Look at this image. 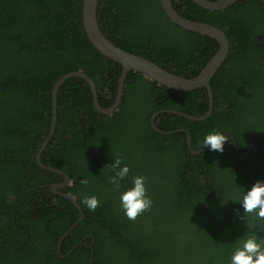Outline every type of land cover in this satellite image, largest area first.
<instances>
[{
	"label": "trees",
	"instance_id": "trees-1",
	"mask_svg": "<svg viewBox=\"0 0 264 264\" xmlns=\"http://www.w3.org/2000/svg\"><path fill=\"white\" fill-rule=\"evenodd\" d=\"M180 1L175 8L182 17L225 33L229 52L210 83L213 109L206 120L158 118L169 131L184 126L195 149H202L208 132H226L224 151L192 156L185 134L168 138L148 122L163 109L203 116L209 104L204 89L179 92L129 73L119 108L108 116L93 108L83 80H66L56 96L53 136L40 157L69 176L75 186L66 193L77 194L84 213L62 241L66 257L60 258L57 245L78 213L42 188L63 178L36 161L51 127L52 90L65 74L80 71L96 84L101 107L109 108L121 67L89 42L83 0H0V264H230L242 239L264 238V219H242L239 204L240 188L264 181L263 3L240 0L211 12ZM97 22L118 48L184 78L198 75L218 50L216 41L171 23L160 0H99ZM131 92L141 99L135 107ZM230 137L242 157L250 144L257 149L240 160ZM116 156L130 168L120 189L109 183L107 167ZM137 175L146 177L153 206L132 221L119 192ZM90 196L99 200L94 211L82 203Z\"/></svg>",
	"mask_w": 264,
	"mask_h": 264
},
{
	"label": "water",
	"instance_id": "water-1",
	"mask_svg": "<svg viewBox=\"0 0 264 264\" xmlns=\"http://www.w3.org/2000/svg\"><path fill=\"white\" fill-rule=\"evenodd\" d=\"M191 1L205 10L214 12V11H224L225 9L237 4L240 0H216V1L191 0ZM260 1L263 3V7H264V0H260ZM98 2L99 0H83V5H82L83 26H84V30L86 32L87 38L89 42L91 43V45L102 56L106 57L109 60L117 62L122 67V74L120 77L119 86L117 90V98L111 107L106 108V109L102 108L98 102L94 83L89 77H87L84 73L80 71L65 74L63 77L57 80L52 90V121H51L50 131H49L48 137L46 138L45 142L41 146L37 154V157H36L37 164L41 169L54 172L63 177L64 179L63 185L54 186L53 187L54 190L57 189V187L63 188V187L68 186L71 180L66 173L44 166L41 163L40 157H41V153L43 152L44 148L47 146V144L49 143V141L51 140L53 136L54 128L56 125V106H57L56 96H57V92L59 88L66 80L71 79V78H80V79H83L85 82H87L90 85L91 90H92L93 106L102 115H112L117 110L120 104V100H121L123 82H124V79L127 73L130 71L134 73H139L144 78L154 81L160 86H164L166 88H169L175 91L189 92V91H194L196 89H205L207 92L209 104H208L207 112L203 116L193 117V116H188V115L178 113V112H169L172 114H177L178 116L183 117L190 121L200 122V121L206 120L212 114L213 95H212L210 83L213 77L215 76V74L217 73V71L220 69L223 62L225 61L228 55V52H229L228 38L222 30L218 29L215 26L206 24V23H198V22L185 19L184 17L180 16L175 11L171 3V0H160L165 14L167 15V17L170 19L172 23H174L175 25H177L178 27L186 31L193 32V33L214 39L219 44L218 52L214 55V57H212L208 61L206 66L201 70V72L196 77L188 79V78H182L174 74L168 73L166 70L160 68L153 62L145 58L133 55L129 52H126L118 48L103 35L101 30L99 29L98 22H97ZM158 114H156L155 116H157ZM230 138L233 140L232 137ZM207 149L208 148H205L197 152H192L191 150L190 151L192 152L193 155H199L200 153L204 152ZM67 198L71 199L69 198V196ZM78 209L80 210V216L82 219L83 214L79 206H78ZM90 263H92V261Z\"/></svg>",
	"mask_w": 264,
	"mask_h": 264
},
{
	"label": "clouds",
	"instance_id": "clouds-1",
	"mask_svg": "<svg viewBox=\"0 0 264 264\" xmlns=\"http://www.w3.org/2000/svg\"><path fill=\"white\" fill-rule=\"evenodd\" d=\"M226 132L212 130L208 132L202 141L201 148H208L209 151L223 153L224 145L228 142ZM113 173L109 177L111 183L116 189H120L121 181H124L130 173L127 164H122L119 156L113 157V162L107 166ZM81 184H87L86 178L81 179ZM240 205L243 208V217L245 214H252L255 217L264 219V181L257 180L249 189L240 188ZM120 207L124 215L132 221L142 213L150 210L153 206V200L148 195L146 187V177L137 175L132 177L131 186L119 192ZM82 203L89 210L94 211L99 200L96 196L85 197ZM230 264H264V238H257L255 235H249L242 239L233 249L230 256Z\"/></svg>",
	"mask_w": 264,
	"mask_h": 264
},
{
	"label": "flooded vegetation",
	"instance_id": "flooded-vegetation-1",
	"mask_svg": "<svg viewBox=\"0 0 264 264\" xmlns=\"http://www.w3.org/2000/svg\"><path fill=\"white\" fill-rule=\"evenodd\" d=\"M171 3H172V5H173V7H174V9H175V11L178 13V11L176 10V8H175V5H182V3H181V1L180 0H171ZM194 3V2H193ZM195 4V3H194ZM198 6V5H197ZM199 7V6H198ZM201 8V7H200ZM264 8V7H263ZM201 9H203V8H201ZM205 10V9H204ZM208 11V10H207ZM212 12V11H211ZM215 12V11H214ZM179 14V13H178ZM180 15V14H179ZM181 16V15H180ZM186 19V18H185ZM170 20V19H169ZM172 23V22H171ZM198 23H203V22H198ZM174 24V23H173ZM211 39V38H210ZM212 40H214V39H212ZM214 41H216V40H214ZM217 42V41H216ZM228 43H229V40H228ZM218 44V43H217ZM199 49L201 50V51H203V49H204V47L205 46H207L206 44H204L203 42L202 43H200L199 45ZM218 50H219V44H218ZM218 50H217V52H218ZM216 52V53H217ZM215 53V54H216ZM214 54V55H215ZM133 55H135V54H133ZM214 55H213V57H214ZM136 56H139V55H136ZM139 57H142V56H139ZM142 58H144V57H142ZM148 60V59H147ZM112 61V60H111ZM149 61H151V60H149ZM114 62V61H113ZM152 62V61H151ZM114 63H116V64H118L117 62H114ZM154 63V62H153ZM208 62H206V64H207ZM154 64H156V63H154ZM206 64L204 65V67L206 66ZM120 67H121V65L120 64H118ZM157 66H159L160 68H162V69H164V70H166L168 73H171L170 71H168L167 69H165V68H163L162 66H160V65H158V64H156ZM203 67V68H204ZM202 68V69H203ZM201 69V70H202ZM201 72V71H200ZM199 72V73H200ZM129 73H134V72H128L127 73V75H126V77H125V79H124V82H123V90H122V95H121V100H122V97H123V93H124V88H125V82H126V80H127V78H129ZM198 73V74H199ZM121 74H122V67H121V69H120V73H119V76H118V82H117V89H116V96H115V100H116V98H117V90H118V86H119V81H120V77H121ZM171 74H173V73H171ZM86 75V74H85ZM87 76V75H86ZM177 76V75H176ZM197 76V75H196ZM196 76H194V77H196ZM87 77H89V76H87ZM143 77V76H142ZM180 77V76H179ZM194 77H192V78H194ZM90 78V77H89ZM144 78V77H143ZM182 78H184V77H182ZM91 79V78H90ZM145 80H149V79H147V78H144ZM188 79H190V78H188ZM81 80H83V79H81ZM92 80V79H91ZM84 81V80H83ZM151 81V80H150ZM85 82V81H84ZM92 82H93V80H92ZM152 82H154V81H152ZM88 86H89V89H90V93H91V100H92V106H93V94H92V90H91V87H90V85L87 83V82H85ZM94 83V82H93ZM154 83H156V82H154ZM157 84V83H156ZM94 86H95V89H96V93H97V98H98V102H99V97H98V90H97V87H96V84L94 83ZM157 86H159V87H164V86H160V85H158L157 84ZM211 86V85H210ZM169 89V88H168ZM172 90V89H171ZM205 90V89H204ZM180 92V91H179ZM208 97V96H207ZM115 100H114V102H115ZM121 100H120V103H121ZM114 102H113V104H114ZM141 102V99H139L138 100V97H137V94L136 93H133L132 94V92L130 93V97H129V105L130 106H132V107H135L138 103H140ZM112 104V105H113ZM100 105V104H99ZM111 105V106H112ZM120 105V104H119ZM101 106V105H100ZM110 106V107H111ZM93 108H94V106H93ZM118 108H119V106H118ZM117 108V109H118ZM95 109V108H94ZM104 109H106V108H104ZM96 110V109H95ZM96 112H98L97 110H96ZM117 112V111H116ZM169 112H177V111H175V110H170V109H163V110H157V111H154V112H152L151 114H150V116H149V124H150V127L156 132V133H158V134H160V135H162V136H165V137H168L169 138V136H172V135H176V134H185V143H186V147H187V149H188V151H189V153L192 155V156H197V155H193L192 154V152H197V151H200V150H203L204 148H202V149H195L192 145H191V135H190V132L184 127V126H180V127H178V128H175L174 130H172V131H169V125H166L165 124V122L164 121H160V119L158 118L160 115H163V114H170V115H177V114H172V113H169ZM99 113V112H98ZM159 113V114H158ZM179 113V112H178ZM114 114V113H113ZM112 114V115H113ZM156 114H158L157 116H155ZM182 114H184V113H182ZM112 115H108V116H112ZM138 115L140 116V115H142V112L141 111H139L138 112ZM185 115H187V114H185ZM178 116V115H177ZM188 116H190V115H188ZM141 118V117H140ZM183 118V117H182ZM142 125V124H141ZM157 130V131H156ZM159 131V132H158ZM188 137H189V139H188ZM233 138V137H232ZM231 141L233 142V145H234V149H235V151L237 152V155H238V157H239V159L240 160H243V161H245V160H248V158H249V156H250V151L251 150H256L257 148H256V146H254V145H252V144H250L249 146H247L246 147V150H245V152H244V156L242 157L241 155H240V153H239V151L236 149V146H235V142H234V139L232 140L231 139ZM188 143H189V145H188ZM255 147V148H254ZM192 152H191V151ZM256 152L257 151H254V154H256ZM201 154V153H200ZM50 168V167H49ZM52 169H54V168H52ZM55 170H57V169H55ZM59 171H61V170H59ZM48 172H50V173H53V174H56V173H54V172H51V171H48ZM63 172V171H62ZM65 173V172H64ZM56 175H59V174H56ZM60 176V175H59ZM60 177H62V176H60ZM63 178V177H62ZM150 183H153L152 181H149ZM63 183H64V179H61L60 181H59V183H50V184H46V185H43L42 186V188H44V187H46L51 193H52V195H53V197L51 198V199H54L55 197L56 198H59V199H63V200H65V201H69L74 207H75V209L77 210V213H78V218H77V220L74 222V224L70 227V228H68V230L65 232V234L63 235V237L59 240V243H58V245H57V253L59 254V257L60 258H65L66 256L65 255H62L61 254V252H60V249H61V247H60V245H61V243H62V241L64 240V238L67 236V234L68 233H71L72 232V230L75 228V227H77L82 221H83V219H84V213H83V211H82V209H81V207L79 206V204H78V202H77V194L76 193H74V195L72 194L71 195V193H66V191H67V188H74V184H72V182L70 181V184L68 185V186H66V187H57V189H53V187L54 186H61V185H63ZM87 188L89 189V186H87ZM82 195H88V193L87 194H82ZM69 196V198H71V199H68L67 197ZM48 200H50V199H48ZM47 206H48V204H46ZM55 205V204H54ZM52 206V204L51 205H49V207H51ZM78 206H79V208L81 209V212H82V214H83V216H82V219H81V216H80V210L78 209ZM75 224H76V226H75ZM72 229V230H71ZM91 238L92 239V243L94 242V238H92L91 237V234H88V235H86L85 236V238ZM93 245V244H92ZM69 253H71V251L69 252Z\"/></svg>",
	"mask_w": 264,
	"mask_h": 264
}]
</instances>
